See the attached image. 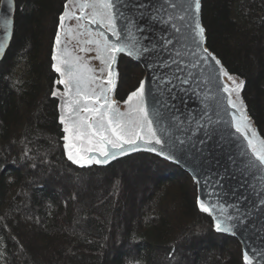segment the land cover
<instances>
[{"label":"trees","instance_id":"1","mask_svg":"<svg viewBox=\"0 0 264 264\" xmlns=\"http://www.w3.org/2000/svg\"><path fill=\"white\" fill-rule=\"evenodd\" d=\"M201 2L206 46L245 81L247 111L264 136V0ZM16 3L13 40L0 65V264H103L124 239L130 248H120L110 264H180L181 243L194 233L203 234V241L190 264H243L238 242L215 233L210 218L198 211L193 181L154 156L116 162L149 156L154 167H173L153 180L152 191L130 215L135 226L118 223L127 198L119 179L103 184L94 203L81 201L75 191L60 197L45 185L27 190V175L36 170L53 164L75 168L64 155L58 103L51 95L60 87L51 52L66 0ZM120 67L143 73L125 57ZM129 83L119 82L118 100L134 90ZM97 168L89 169L102 170Z\"/></svg>","mask_w":264,"mask_h":264},{"label":"snow or ice","instance_id":"2","mask_svg":"<svg viewBox=\"0 0 264 264\" xmlns=\"http://www.w3.org/2000/svg\"><path fill=\"white\" fill-rule=\"evenodd\" d=\"M0 3H6L9 12L13 10L14 0ZM168 7L180 8L184 13L178 17L181 26L175 23L177 17L167 12ZM201 7V0H184L182 5L173 0L159 8L133 0H66L51 57V67L59 74L54 84L61 86L54 88L51 95L62 101L59 123L64 132L63 147L68 160L81 167L108 164L140 150L179 163L185 154L195 158L214 133L228 129L224 135L239 142L240 156L245 158L242 174L259 176L262 184L259 191L247 181L241 186L251 187L260 197V211H264V136L258 134L241 98L245 81L230 74L204 46L206 29L198 18ZM130 9L138 15H129ZM162 12L168 15V20H164ZM141 19L170 25L177 33L188 27L191 45H181L183 51L176 49L171 36L153 43L151 37L143 35L148 29L140 26ZM0 20L6 26L12 24L10 16ZM144 40L149 43H143ZM5 48L6 41H0V57ZM157 49L158 58L161 53L169 54L162 66L170 69V76L163 80L157 77L167 96L149 106L146 80H141L139 87L123 100L122 110L120 102L110 95L119 76L118 57L123 54L138 59ZM212 84L216 87L215 95H209ZM177 91L196 96L202 110L196 114L179 113L172 102ZM205 183L212 189L207 195L216 197V202L198 198V207L204 213H215L216 232L235 235L252 214L240 203H247L248 196L241 193L236 203H225L216 192L220 181L213 182L209 177ZM242 261L264 264V248L243 250Z\"/></svg>","mask_w":264,"mask_h":264},{"label":"water","instance_id":"3","mask_svg":"<svg viewBox=\"0 0 264 264\" xmlns=\"http://www.w3.org/2000/svg\"><path fill=\"white\" fill-rule=\"evenodd\" d=\"M133 2L148 3L156 8H159L161 4L171 3L173 2V0H133ZM174 2L178 5H182L184 3V0H174ZM16 8H17L16 0H14V6L11 12L8 11L6 7V3H0V17L10 16L12 19V24L7 26L4 25L2 20H0V41H6L5 54L2 57H0V65L4 61L7 52L9 51V48L11 46V42L13 40ZM64 10L65 9L63 8V11ZM167 12L170 13L172 16L177 17L175 23L178 27L181 26L182 22L178 19V17L184 15V13L180 10V8L173 9L171 7H168ZM129 15L136 16L138 15V13L135 10L130 9ZM161 15H163L164 20H168V15L164 14L163 12L161 13ZM198 18L202 23L201 11L198 14ZM69 23L71 24L73 22H69ZM139 23L142 28L148 29L147 32H145L143 35L151 37L153 43H155L158 40H161L162 37L171 36L173 41L176 42L175 43L176 49L183 51L184 48H182L181 45L183 44L191 45V35H190L191 30L188 27H184L181 33H177L170 25H166L164 23L147 20V19H141L139 20ZM6 31H7V35H5ZM74 43L75 42L73 41V44ZM143 43L148 44L149 41L144 40ZM204 46H206V41ZM69 47L71 48L72 45H69ZM158 52L159 49L155 51H150L149 53H145L141 58L138 59L121 54L118 57V62L116 65L118 71L119 60L121 57H125L141 68L143 72V77L141 80H146V99L149 106H152L155 100L167 96L166 92H162L163 85L160 84V80L166 79L168 76H170V69L162 66V61H166L169 54L167 52L161 53L158 58L157 55ZM56 75L59 78V74L56 73ZM232 75L234 77L241 79L237 75L234 74ZM157 77H159L160 80H158ZM118 83H119V76L116 80L115 90L110 95L112 96L113 99L120 102L121 109L123 110L124 108L123 100L119 101L116 99ZM138 87L139 85L136 88ZM209 87L212 90L209 93V95H215L216 94L215 84L209 85ZM244 88L241 90L240 95L245 104L243 98ZM173 95L176 96V99L172 102L176 105V108L179 109V113H183L184 115H187L190 112L192 114H196L199 113L203 108V105L201 104L200 100L196 96H192L191 93L185 95L177 91ZM220 95H223V93H220ZM56 99L58 103L57 105L58 116H60L61 112L59 106L62 103V101L57 97ZM208 103L211 105V101H208ZM246 110H247V106H246ZM247 114L249 115L248 111ZM225 119H228V117H225ZM252 122L258 134L261 135L253 119ZM61 127L63 131V126L61 125ZM227 131L228 129L218 130L216 133H214L213 139L210 140L206 146H203V151L201 153H199L195 158L191 155L185 154V158L181 159L179 163L166 160L155 153L140 150V151L128 153L124 156H119L117 159L110 161L108 164H103V165L93 164L90 166L81 167L74 164L72 161L68 160L64 147H63V151L66 160L73 166L78 167L80 169H88V168H92L93 166L107 167L115 163L116 161L137 154L151 155L166 162L167 164L175 166L176 168L184 172L195 184L196 207L201 214H204L210 218L212 226L214 225L213 215H215V213L210 215L208 213L202 212L198 207L197 200L198 198H200L201 200L204 201L211 200L212 202H216V197L210 198L207 195V193L210 192L212 189L209 187L207 183H205V181L208 180L209 177L213 178V182H215V180H219L220 186L217 187L216 192L219 194L220 200L225 203H236L237 197L240 196L241 193H243L244 195L248 196V201L247 203L240 201V203L243 205V209L245 211L250 210L252 214L245 220L244 225L239 230L236 231L235 235L218 233L214 230V227L213 230L217 234L235 239L240 245L241 253L245 249L251 252L252 249L264 248V211H260V205H259L260 197H258L256 193L252 191L251 187H242L241 185H243L245 181H247L249 185H255L257 191H259L262 184L259 176H254L251 174L248 175L242 174L241 170L244 167L242 161L245 158L240 156L241 147L239 142L236 141L234 138H230L224 135V133ZM177 134L179 135V133ZM63 145H64V141H63Z\"/></svg>","mask_w":264,"mask_h":264},{"label":"rangeland","instance_id":"4","mask_svg":"<svg viewBox=\"0 0 264 264\" xmlns=\"http://www.w3.org/2000/svg\"><path fill=\"white\" fill-rule=\"evenodd\" d=\"M47 16L50 17L51 14H48ZM118 71L119 82L121 81L123 85H125L126 82H130L129 86L131 87L134 85V89L139 85L143 77V73L139 76L138 71H135L134 69L132 71H126L121 69V67L119 68V65ZM115 163L110 168H97L102 170L104 169L103 171L89 168V170L80 169L70 163L69 164L75 168L69 167L65 164H53L51 167L47 166L42 170L39 169L30 175H27L26 188L29 191L35 187L45 185L47 190L48 188L56 190L60 197L69 196L72 191H75L76 194H78L77 197L81 201L94 203L96 201L97 194H99L103 187V184L110 179H119L120 182L123 183V188L126 191L127 198L125 208L120 211L121 215L120 219H118V223L122 221L124 227H127V223L132 226L134 224L135 226L136 224L134 221H129V218L131 217L130 215L137 213L138 208L141 207V204L145 201L144 199L148 196V193L152 191L153 180L164 173L165 170L173 171V167H154L152 164L153 158L149 156L131 157L128 162H121L119 164ZM119 234H121V232ZM202 241L203 234L194 233L185 238L181 243L184 245V248L179 250L178 257L181 260H179V263L190 264L191 255L194 254L198 247H201V245L199 246V243ZM120 248H122L121 250L130 248V246L125 242V239L121 240V243L117 244L115 249L109 253L110 255L103 264H110V259L113 254L115 253L114 255H116Z\"/></svg>","mask_w":264,"mask_h":264},{"label":"bare ground","instance_id":"5","mask_svg":"<svg viewBox=\"0 0 264 264\" xmlns=\"http://www.w3.org/2000/svg\"><path fill=\"white\" fill-rule=\"evenodd\" d=\"M60 125V124H59Z\"/></svg>","mask_w":264,"mask_h":264}]
</instances>
